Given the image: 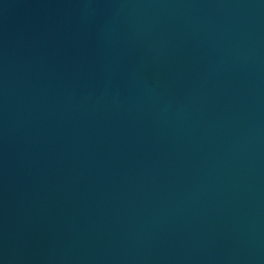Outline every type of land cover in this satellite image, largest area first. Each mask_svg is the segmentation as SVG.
<instances>
[{
	"label": "water",
	"instance_id": "water-1",
	"mask_svg": "<svg viewBox=\"0 0 264 264\" xmlns=\"http://www.w3.org/2000/svg\"><path fill=\"white\" fill-rule=\"evenodd\" d=\"M0 264H264V0H0Z\"/></svg>",
	"mask_w": 264,
	"mask_h": 264
}]
</instances>
